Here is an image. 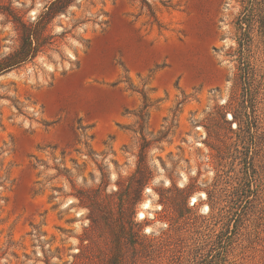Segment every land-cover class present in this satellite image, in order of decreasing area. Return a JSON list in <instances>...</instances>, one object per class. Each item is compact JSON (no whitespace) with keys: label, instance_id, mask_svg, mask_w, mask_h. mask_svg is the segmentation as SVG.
I'll use <instances>...</instances> for the list:
<instances>
[{"label":"rangeland","instance_id":"rangeland-1","mask_svg":"<svg viewBox=\"0 0 264 264\" xmlns=\"http://www.w3.org/2000/svg\"><path fill=\"white\" fill-rule=\"evenodd\" d=\"M53 1L0 0V59ZM255 2L74 0L54 17L50 44L0 74V264H264Z\"/></svg>","mask_w":264,"mask_h":264},{"label":"trees","instance_id":"trees-1","mask_svg":"<svg viewBox=\"0 0 264 264\" xmlns=\"http://www.w3.org/2000/svg\"><path fill=\"white\" fill-rule=\"evenodd\" d=\"M74 0H55L37 19L35 24H26L19 20L22 28L21 44L18 49L4 58L0 59V74L9 72L15 68L21 67L33 61L42 48L50 44V37L45 35L46 27L54 19L55 16L62 12H66L67 8ZM259 5V0H256ZM254 4V3H253ZM255 6V5H254ZM253 16H257L258 8ZM16 17V16H15ZM243 21V20H242ZM244 45V43H243Z\"/></svg>","mask_w":264,"mask_h":264},{"label":"bare ground","instance_id":"bare-ground-1","mask_svg":"<svg viewBox=\"0 0 264 264\" xmlns=\"http://www.w3.org/2000/svg\"><path fill=\"white\" fill-rule=\"evenodd\" d=\"M223 102H225V99H223ZM182 179H183L182 183H184L186 181V178H185L184 175L182 176ZM148 192L152 193L151 190H148ZM155 197H156L155 195L151 194V196L142 204V210L143 211L140 213L141 219L146 218V216H147L146 214H149V215L152 216L151 211H154L153 210L154 209V205L153 204H154ZM201 197L202 198H206V195L204 193H202ZM198 201H199L198 197H195L194 198V203H197ZM204 211L208 212L209 211V207L205 206Z\"/></svg>","mask_w":264,"mask_h":264},{"label":"built area","instance_id":"built-area-1","mask_svg":"<svg viewBox=\"0 0 264 264\" xmlns=\"http://www.w3.org/2000/svg\"><path fill=\"white\" fill-rule=\"evenodd\" d=\"M141 220H144V219H141Z\"/></svg>","mask_w":264,"mask_h":264},{"label":"water","instance_id":"water-1","mask_svg":"<svg viewBox=\"0 0 264 264\" xmlns=\"http://www.w3.org/2000/svg\"><path fill=\"white\" fill-rule=\"evenodd\" d=\"M7 75H9V74H7Z\"/></svg>","mask_w":264,"mask_h":264}]
</instances>
